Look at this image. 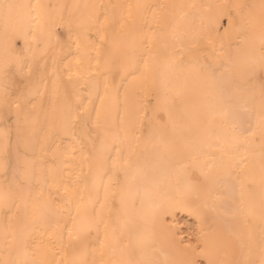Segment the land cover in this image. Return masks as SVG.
<instances>
[{
  "label": "bare ground",
  "instance_id": "obj_1",
  "mask_svg": "<svg viewBox=\"0 0 264 264\" xmlns=\"http://www.w3.org/2000/svg\"><path fill=\"white\" fill-rule=\"evenodd\" d=\"M262 98L264 0H0V264H262Z\"/></svg>",
  "mask_w": 264,
  "mask_h": 264
},
{
  "label": "rangeland",
  "instance_id": "obj_2",
  "mask_svg": "<svg viewBox=\"0 0 264 264\" xmlns=\"http://www.w3.org/2000/svg\"><path fill=\"white\" fill-rule=\"evenodd\" d=\"M56 32L61 36V38L65 39V35L66 34L64 35L65 30L62 27H57ZM14 45H15V48H17L18 50L22 51L23 48L21 46L22 42H21L20 39H18V38L15 39ZM21 86H22V88H31V85L27 81H24ZM11 163L13 164V161H11ZM178 217H179V219L181 221V227H182L184 240L192 239L195 236V233H196V228H195V225L193 224L192 220L189 219L188 217L184 216V215H179Z\"/></svg>",
  "mask_w": 264,
  "mask_h": 264
},
{
  "label": "snow or ice",
  "instance_id": "obj_3",
  "mask_svg": "<svg viewBox=\"0 0 264 264\" xmlns=\"http://www.w3.org/2000/svg\"><path fill=\"white\" fill-rule=\"evenodd\" d=\"M261 103H262V106H264V98H262ZM262 264H264V262H262Z\"/></svg>",
  "mask_w": 264,
  "mask_h": 264
}]
</instances>
